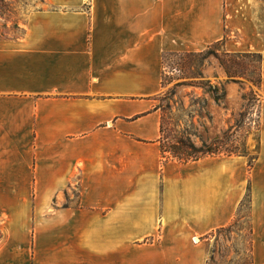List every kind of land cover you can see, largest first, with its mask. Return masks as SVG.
I'll use <instances>...</instances> for the list:
<instances>
[{
	"label": "crops",
	"instance_id": "1",
	"mask_svg": "<svg viewBox=\"0 0 264 264\" xmlns=\"http://www.w3.org/2000/svg\"><path fill=\"white\" fill-rule=\"evenodd\" d=\"M43 1L26 17L21 37L0 39V173H55L50 188L56 195L78 176L81 201L56 203L53 216L39 218L38 225L56 228L35 235L34 248L28 237L10 235L0 264H32L33 254L35 264H96V257L111 255L104 227L144 224L128 211L152 210L159 213L156 221L174 220V163L162 161L158 142L164 57L218 44L227 54L261 58L260 149L251 167L246 158L233 156L213 173H194L192 179L188 173L182 211L201 234L228 224L246 191L238 173H251L259 257L264 0ZM224 171L231 173L229 189ZM31 220L23 225L31 226Z\"/></svg>",
	"mask_w": 264,
	"mask_h": 264
},
{
	"label": "rangeland",
	"instance_id": "2",
	"mask_svg": "<svg viewBox=\"0 0 264 264\" xmlns=\"http://www.w3.org/2000/svg\"><path fill=\"white\" fill-rule=\"evenodd\" d=\"M43 6V0H0V39L21 37L28 14ZM164 60L165 82L159 104L161 117L164 115L168 127L177 129L171 123L180 124L179 130L186 129L197 146L204 142L209 147L236 153L208 156L203 164L173 160L174 220L170 224L161 223V219L156 221L159 213L152 210L128 211V217L143 218L137 221L144 224L104 227L111 255L101 261L96 257V264H264V252L259 257L256 254V247L261 243L255 240L251 173H238V185L245 186L246 191L231 221L207 234L198 232L183 215L182 201L186 198L181 191L191 174L190 179L194 173H213L216 164L233 156L246 158L253 166L260 149L261 58L227 54L218 44L202 53L166 55ZM210 86L219 88L220 98L225 90L226 97L217 103ZM162 161L172 160L162 158ZM223 173V185L229 189L231 173ZM54 178L55 173H0V253L10 235L28 237L34 248L35 235L56 228L38 225L39 218L53 216L56 203L59 206L80 204V177L72 178L68 188L59 195L50 188ZM127 189L129 199L132 188L128 185ZM39 207L43 210H38ZM26 218L32 219L31 226L23 225ZM25 228L29 231L23 232ZM36 261L33 254L32 264Z\"/></svg>",
	"mask_w": 264,
	"mask_h": 264
},
{
	"label": "trees",
	"instance_id": "3",
	"mask_svg": "<svg viewBox=\"0 0 264 264\" xmlns=\"http://www.w3.org/2000/svg\"><path fill=\"white\" fill-rule=\"evenodd\" d=\"M164 65H165V60H164ZM164 82L165 80L163 78V84ZM210 87L212 93L214 94V99L217 103H219L222 98L226 97L225 90H223V95H222L223 97L220 98L217 96V93L219 92V88L216 86L214 87L210 86ZM158 109L162 111L160 104L158 106ZM168 110L172 111V109L170 108ZM167 124L169 123H166L165 117L164 115H162L161 123H160V138H159L162 158L172 161L176 160L182 164H188V163L198 162L201 159L206 158L208 156L211 157L221 156V155L231 156L236 153L233 150L224 152L220 150L219 147L216 148L209 147L204 142L202 146H197L191 140V135L187 132L186 129L179 130V128L181 127L180 124L171 123V125H174V127L177 126V129L170 128L168 127ZM249 165L250 167L252 166L251 163Z\"/></svg>",
	"mask_w": 264,
	"mask_h": 264
}]
</instances>
